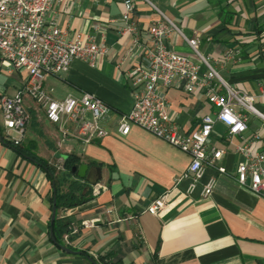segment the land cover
Here are the masks:
<instances>
[{
  "label": "crops",
  "instance_id": "crops-1",
  "mask_svg": "<svg viewBox=\"0 0 264 264\" xmlns=\"http://www.w3.org/2000/svg\"><path fill=\"white\" fill-rule=\"evenodd\" d=\"M180 33L198 40V50L209 59L224 81L255 97L254 106L264 114V0H148ZM131 20L138 35L119 36L123 0H59L46 21L54 19L66 32L97 44L105 54L95 67L73 60L61 75H45L43 90L50 99L90 93L110 108L104 122L108 135L83 144L50 123L44 109L27 94L22 104L28 114L19 145L7 137L0 109V264H98L100 257L123 264H264V201L239 187L227 176L207 168L194 191L184 177L189 157L133 126L129 134H116L118 117L127 113L139 90L131 85L128 70L143 46L150 45L149 26L158 15L142 0H133ZM178 31L165 40L167 49L191 56V49ZM239 49L237 58L224 61L228 50ZM204 72V67H201ZM0 60V99L13 96L27 78ZM184 83L164 90L167 112L184 133L195 131L216 108L202 90L187 93ZM247 120L243 137H227L216 122L210 146L224 151L219 166L233 173L241 160L236 146L249 145L264 151V127L260 118L241 111ZM259 134V138L254 136ZM14 137L16 135L12 133ZM101 169L98 181L105 187L98 195L92 185L73 175L69 180L85 185L81 204L56 208L55 220L76 226L65 245L50 237L55 197L43 164L62 174L67 157ZM215 180L211 196L202 199L203 184ZM164 198L157 216L147 212L151 203ZM95 220L92 227L82 222ZM54 224V223H53ZM60 246L72 252H65Z\"/></svg>",
  "mask_w": 264,
  "mask_h": 264
},
{
  "label": "built area",
  "instance_id": "built-area-1",
  "mask_svg": "<svg viewBox=\"0 0 264 264\" xmlns=\"http://www.w3.org/2000/svg\"><path fill=\"white\" fill-rule=\"evenodd\" d=\"M59 0H0V60L13 70L25 71L27 78L20 90L13 96H2L0 109L3 127L14 145H19L28 114L23 107L22 97L27 94L44 109L45 118L67 134V126H72L71 136L87 145L108 135L104 122L110 115V108L90 93L80 97L67 96L56 101L43 90L45 75H61L68 71L73 60L77 59L95 67L98 58L105 54L104 43L97 44L75 34L66 38L54 19L46 21L47 15ZM146 2L158 15L148 28L150 45H145L136 54L134 64L127 76L131 85L139 89L134 97L132 108L118 117L116 134L125 137L131 127L136 126L153 137L167 143L186 154L190 163L184 177L190 180L186 193L194 191L207 168L231 177L235 183L264 201V151L252 150L249 145L236 146L241 160L233 173L219 166L224 151L210 146V136L216 122L227 131V137H243L247 131L246 116L240 112L253 114L262 121L264 114L254 106L255 97L244 93L222 79L208 58L198 50V40L187 38L153 3ZM135 6L133 0H123L119 36H131L133 45L138 43L137 31L131 20ZM172 31H178L191 49V56L176 53L165 46V40ZM239 49L228 50L224 61L237 58ZM204 67V72H201ZM187 93L202 90L216 112L202 118L200 126L191 133H184L167 112L168 102L164 90L179 86ZM14 133L16 137L12 135ZM259 134L254 136L259 138ZM58 169H63L58 167ZM215 185L214 179L206 181L201 190L202 199H208ZM105 187L100 183L92 186V194L98 195ZM165 207L164 198L155 199L147 212L157 216ZM95 220L82 222L84 228L92 227ZM76 226L69 227L63 235L65 245L71 234L77 233Z\"/></svg>",
  "mask_w": 264,
  "mask_h": 264
},
{
  "label": "trees",
  "instance_id": "trees-1",
  "mask_svg": "<svg viewBox=\"0 0 264 264\" xmlns=\"http://www.w3.org/2000/svg\"><path fill=\"white\" fill-rule=\"evenodd\" d=\"M78 166V160L73 156H69L62 165L63 173L59 175L53 167L43 164V168L49 173L52 181L57 209L74 207L86 200V197L82 195L85 185L79 181L69 180L70 177L76 175L72 172V168ZM52 229L56 241L59 242L62 234L68 230V224L61 220H55ZM99 262L101 264H123L120 261H108L104 257H100Z\"/></svg>",
  "mask_w": 264,
  "mask_h": 264
},
{
  "label": "water",
  "instance_id": "water-1",
  "mask_svg": "<svg viewBox=\"0 0 264 264\" xmlns=\"http://www.w3.org/2000/svg\"><path fill=\"white\" fill-rule=\"evenodd\" d=\"M72 172L75 173L78 178L85 180L88 184L92 186L98 183V181L101 179V169L100 167L97 166L89 167L87 164H80L78 167H73ZM55 215H56V206H55V197H54L51 219H50V225H51L50 237L52 241H54L52 226L54 223ZM60 247L65 252H69V253L72 252L66 247L63 246ZM89 261L92 264H98L92 258H89Z\"/></svg>",
  "mask_w": 264,
  "mask_h": 264
}]
</instances>
